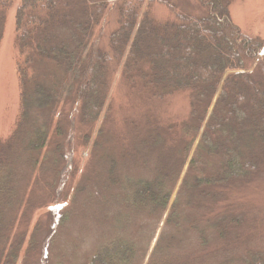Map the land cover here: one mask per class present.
Masks as SVG:
<instances>
[{"label": "trees", "instance_id": "trees-1", "mask_svg": "<svg viewBox=\"0 0 264 264\" xmlns=\"http://www.w3.org/2000/svg\"><path fill=\"white\" fill-rule=\"evenodd\" d=\"M195 1L205 17L179 13L168 0H0V40L6 13L14 8L19 88L14 127L0 138V264H16L21 245L12 233L21 176L18 142L37 162L50 136L64 141L84 130L89 139L114 86L122 89L131 115L123 120L125 132H116L122 150L118 157L106 156L101 186L117 187V197L103 204L120 206L119 230L84 264L136 262L137 243L122 229L149 227L138 215L161 217L185 166L147 264H159L155 255L176 243L173 232L185 227L184 215L194 228L214 204L229 199L234 184H247L258 173L264 162V42L231 20L233 0ZM153 3L166 7L174 21L155 19ZM181 94L189 107L185 120L159 114L169 98ZM37 111L45 115L40 124L33 119ZM54 144L61 150L60 142ZM63 157L53 161V169H60L57 195L70 163L68 156L62 165ZM118 164L140 173L118 174ZM222 221L208 225L222 227ZM198 238L206 243L204 234ZM249 264H264V258Z\"/></svg>", "mask_w": 264, "mask_h": 264}, {"label": "rangeland", "instance_id": "rangeland-1", "mask_svg": "<svg viewBox=\"0 0 264 264\" xmlns=\"http://www.w3.org/2000/svg\"><path fill=\"white\" fill-rule=\"evenodd\" d=\"M168 1L179 13L198 18L206 16L195 0ZM149 11L158 21H174L173 14L162 5L153 3ZM229 12L231 20L243 34L264 42V0H233ZM14 37V8H11L6 13L0 40L2 139L11 133L18 114L19 88L15 72L17 53ZM219 92L220 88L216 96ZM68 96L66 98L71 99ZM126 103L122 89L112 87L104 113L93 125V130L87 132L90 138L84 137V130L81 134L76 131L71 136L68 133L64 141L62 137L58 139L55 135L50 136L49 145L40 152L37 162L32 154L22 151L18 142L17 148L21 153L17 150L16 155L21 176L18 183L19 204L15 209L17 225H14L12 233L21 238V245L16 264H84L98 248L115 238L119 230L120 206L110 202L103 204V199L116 198L118 191L117 187L103 189L101 182L106 181L103 178L106 156L118 157L122 150L116 132L121 130L123 133L126 130L122 123L125 117L131 115ZM188 108V101L181 94L169 98L167 105L160 107L158 112L160 114L162 111V114L172 115L181 121L187 118ZM33 117L37 124L45 119V115L39 111ZM20 139L19 135L14 137V141ZM54 142L62 144L61 150L53 148ZM59 154L64 155L62 165L68 162V156L70 163L64 174L60 194L57 195V171L60 169H53V161L59 158ZM117 169L118 174L125 173L129 177L140 173L131 165L118 164ZM185 169L186 166L183 173ZM183 173L161 217L149 219L138 215L142 225L149 227L122 229L125 237L137 243V259L132 264L148 263L176 198ZM95 192L98 195L101 193L100 199L97 194L92 197ZM229 193V199L225 203L214 204L213 213L206 216V221L195 223L194 228L187 227L189 223L185 222L184 215L182 219L185 227L176 235L173 232L176 243L161 255H155L153 260L159 261V264L165 259L172 264H249L254 257L264 258V162L251 181L234 184ZM219 218L223 219V228H210L208 224ZM200 233L204 234L206 241L202 245L198 238ZM24 256L28 257L23 260Z\"/></svg>", "mask_w": 264, "mask_h": 264}]
</instances>
